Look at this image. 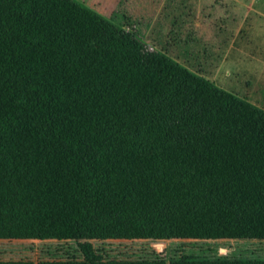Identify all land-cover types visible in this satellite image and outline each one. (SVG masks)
I'll return each instance as SVG.
<instances>
[{"label":"trees","instance_id":"1","mask_svg":"<svg viewBox=\"0 0 264 264\" xmlns=\"http://www.w3.org/2000/svg\"><path fill=\"white\" fill-rule=\"evenodd\" d=\"M0 242L53 243L36 264H264L216 257L264 242V109L76 0H0Z\"/></svg>","mask_w":264,"mask_h":264},{"label":"crops","instance_id":"2","mask_svg":"<svg viewBox=\"0 0 264 264\" xmlns=\"http://www.w3.org/2000/svg\"><path fill=\"white\" fill-rule=\"evenodd\" d=\"M76 1L152 51L264 109V0Z\"/></svg>","mask_w":264,"mask_h":264},{"label":"rangeland","instance_id":"3","mask_svg":"<svg viewBox=\"0 0 264 264\" xmlns=\"http://www.w3.org/2000/svg\"><path fill=\"white\" fill-rule=\"evenodd\" d=\"M146 51L152 50L146 46ZM197 74V73H196ZM227 244V243H226ZM53 243H38V242H0V262H33L34 264L43 259V251L52 247ZM111 245V244H109ZM121 248L140 250L143 247L153 248L159 253L166 256L168 261L171 254L170 243H145V242H122ZM119 247V246H118ZM233 254V255H231ZM238 254H242L241 257ZM231 257L233 259H249L256 261L259 258L264 259V242H246L236 243L230 242L225 247L220 246L216 257Z\"/></svg>","mask_w":264,"mask_h":264}]
</instances>
